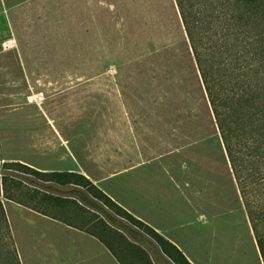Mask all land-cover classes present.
Masks as SVG:
<instances>
[{"label":"rangeland","instance_id":"rangeland-1","mask_svg":"<svg viewBox=\"0 0 264 264\" xmlns=\"http://www.w3.org/2000/svg\"><path fill=\"white\" fill-rule=\"evenodd\" d=\"M55 127L146 129L179 147L213 263L238 264L250 222L175 0H0V173L57 166Z\"/></svg>","mask_w":264,"mask_h":264},{"label":"trees","instance_id":"trees-1","mask_svg":"<svg viewBox=\"0 0 264 264\" xmlns=\"http://www.w3.org/2000/svg\"><path fill=\"white\" fill-rule=\"evenodd\" d=\"M175 3L264 264V0ZM1 168L0 195L64 222L89 213L90 220L82 215L76 222L121 264H155L140 242L160 264H192L85 175L19 160L3 161ZM0 259L20 264L1 201Z\"/></svg>","mask_w":264,"mask_h":264},{"label":"crops","instance_id":"crops-1","mask_svg":"<svg viewBox=\"0 0 264 264\" xmlns=\"http://www.w3.org/2000/svg\"><path fill=\"white\" fill-rule=\"evenodd\" d=\"M105 129L90 139L86 132L69 130L65 134L55 127L52 133L60 149L52 154L57 166L41 170L85 175L131 215L178 247L192 264H215L212 225L204 218L201 191L186 175V161L177 160L181 149H170L162 139L148 142L146 129ZM24 163L39 169L35 163ZM0 201L20 264H121L104 242L76 222L82 215L90 220L89 213L64 222L3 195ZM247 240L249 244L246 241L243 249H238V264H263L250 225ZM140 243L153 262L159 263L148 243Z\"/></svg>","mask_w":264,"mask_h":264},{"label":"built area","instance_id":"built-area-1","mask_svg":"<svg viewBox=\"0 0 264 264\" xmlns=\"http://www.w3.org/2000/svg\"><path fill=\"white\" fill-rule=\"evenodd\" d=\"M34 99H36V96H34Z\"/></svg>","mask_w":264,"mask_h":264}]
</instances>
